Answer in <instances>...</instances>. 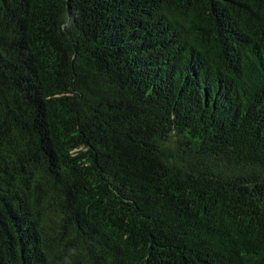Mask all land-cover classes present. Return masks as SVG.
Returning <instances> with one entry per match:
<instances>
[{"label": "trees", "instance_id": "trees-1", "mask_svg": "<svg viewBox=\"0 0 264 264\" xmlns=\"http://www.w3.org/2000/svg\"><path fill=\"white\" fill-rule=\"evenodd\" d=\"M0 264H264V0H0Z\"/></svg>", "mask_w": 264, "mask_h": 264}]
</instances>
